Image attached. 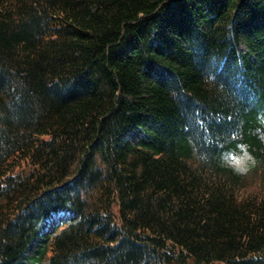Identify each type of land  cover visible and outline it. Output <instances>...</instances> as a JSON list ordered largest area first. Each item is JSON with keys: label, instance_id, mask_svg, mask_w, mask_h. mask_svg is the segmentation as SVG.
<instances>
[{"label": "trees", "instance_id": "trees-1", "mask_svg": "<svg viewBox=\"0 0 264 264\" xmlns=\"http://www.w3.org/2000/svg\"><path fill=\"white\" fill-rule=\"evenodd\" d=\"M262 110L264 0H0V264H264Z\"/></svg>", "mask_w": 264, "mask_h": 264}, {"label": "clouds", "instance_id": "clouds-1", "mask_svg": "<svg viewBox=\"0 0 264 264\" xmlns=\"http://www.w3.org/2000/svg\"><path fill=\"white\" fill-rule=\"evenodd\" d=\"M257 121L261 127L253 130L257 138L264 142V110L257 113ZM221 162L224 167L230 168L233 173L244 176L257 164V158L249 150V145L244 142H238L236 147L228 149L221 153ZM200 160H206V155H200Z\"/></svg>", "mask_w": 264, "mask_h": 264}, {"label": "rangeland", "instance_id": "rangeland-1", "mask_svg": "<svg viewBox=\"0 0 264 264\" xmlns=\"http://www.w3.org/2000/svg\"><path fill=\"white\" fill-rule=\"evenodd\" d=\"M261 168L258 167V169H255L254 167L251 168V170L248 172L247 175H244L242 178V182L245 184V187L250 190H259V183L262 182V171Z\"/></svg>", "mask_w": 264, "mask_h": 264}]
</instances>
